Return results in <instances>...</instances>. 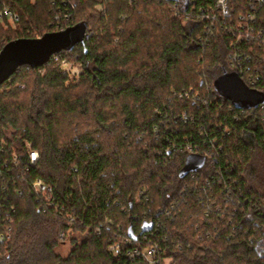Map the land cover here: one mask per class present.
I'll list each match as a JSON object with an SVG mask.
<instances>
[{
  "label": "trees",
  "instance_id": "1",
  "mask_svg": "<svg viewBox=\"0 0 264 264\" xmlns=\"http://www.w3.org/2000/svg\"><path fill=\"white\" fill-rule=\"evenodd\" d=\"M193 1L214 3L0 0L19 16L0 17V51L82 21L100 29L59 53L77 80L50 58L0 84V209L14 208L0 264H148L127 252L154 242L159 264H264V107L242 111L215 90L235 37L176 13ZM258 16L264 28V6ZM249 47L244 67L264 92V46ZM188 144L206 163L182 176Z\"/></svg>",
  "mask_w": 264,
  "mask_h": 264
},
{
  "label": "built area",
  "instance_id": "2",
  "mask_svg": "<svg viewBox=\"0 0 264 264\" xmlns=\"http://www.w3.org/2000/svg\"><path fill=\"white\" fill-rule=\"evenodd\" d=\"M248 1L249 5L244 4L241 0H214V3H208L207 6L198 5L195 1H193L190 3V5H187V7L190 8L189 10L187 8L183 10L177 9L176 13H183L186 17L197 16L199 20L205 23L206 31L208 32L215 30L217 23L221 22L220 25L224 31L234 35L235 37V41L232 44L233 52L230 54V65L234 67L231 71L237 72L245 84H247L250 88L256 89L254 87L257 81L255 76L260 77L259 70L253 69L249 66L244 67L248 62H250L252 58V54L245 49V46H250V50H252L256 44L264 46V28L259 26L260 17L258 16L259 9L264 6V0ZM3 16H7L9 21L13 24L19 21L18 14L10 11L8 8H4L2 11H0V17ZM93 35L94 33L89 31L87 26L85 32V41L92 38ZM260 39L262 42L260 41V44H258ZM60 52L51 56L53 62L65 71H71V68H69V60L61 56V54H59ZM245 75L246 77H244ZM258 106L264 107V104H260ZM245 109L246 108L240 110L244 111ZM184 118L187 119V115H185ZM28 148L30 149L31 146L28 145ZM179 151L184 152L186 156L191 153L201 154L189 144L186 148H181ZM28 152L30 164L35 165L39 159L38 151L30 149ZM204 166L205 164L203 167ZM32 186L43 201L41 205L42 207L45 205L51 206L54 204L53 189L44 181L42 177L36 178L33 181ZM5 209V206L4 208L0 209V247L3 250L6 249L12 237L13 217L11 211L14 212V208H11V211ZM126 241L130 242V240L127 239ZM119 246V244H114L110 247V249L115 251L119 248ZM161 253L162 248L158 243L154 242L147 247H132L127 252V255L131 261L143 259L148 264H159Z\"/></svg>",
  "mask_w": 264,
  "mask_h": 264
},
{
  "label": "water",
  "instance_id": "3",
  "mask_svg": "<svg viewBox=\"0 0 264 264\" xmlns=\"http://www.w3.org/2000/svg\"><path fill=\"white\" fill-rule=\"evenodd\" d=\"M87 26V22L82 21L37 38H17L7 42L0 51V84L8 80L22 65L43 66L55 53L62 50L71 51L77 44H84ZM214 88L239 109L256 108L264 104V92L250 88L235 71L225 72L217 77L214 80ZM204 164L203 155L188 154L180 174L185 176L195 172ZM129 235L133 239L136 238L132 230Z\"/></svg>",
  "mask_w": 264,
  "mask_h": 264
},
{
  "label": "rangeland",
  "instance_id": "4",
  "mask_svg": "<svg viewBox=\"0 0 264 264\" xmlns=\"http://www.w3.org/2000/svg\"><path fill=\"white\" fill-rule=\"evenodd\" d=\"M88 29H89V31H92L94 34H97L98 31L100 30V29L98 30L97 28H95L93 26H89ZM69 62H70L69 68H71V71H69L71 73V78L77 80V78L79 77L77 74L80 72L79 65L77 63H74L73 61H69ZM257 158L259 159L260 166H261V163H262L261 158L262 157L258 156ZM70 249H71V245L69 242H67V243L61 245L58 250L61 254L66 255Z\"/></svg>",
  "mask_w": 264,
  "mask_h": 264
}]
</instances>
